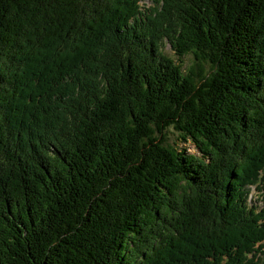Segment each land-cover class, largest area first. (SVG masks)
Returning <instances> with one entry per match:
<instances>
[{"label": "trees", "instance_id": "16d2710c", "mask_svg": "<svg viewBox=\"0 0 264 264\" xmlns=\"http://www.w3.org/2000/svg\"><path fill=\"white\" fill-rule=\"evenodd\" d=\"M139 3L0 0V264H264V0Z\"/></svg>", "mask_w": 264, "mask_h": 264}, {"label": "rangeland", "instance_id": "374dc122", "mask_svg": "<svg viewBox=\"0 0 264 264\" xmlns=\"http://www.w3.org/2000/svg\"><path fill=\"white\" fill-rule=\"evenodd\" d=\"M139 4H140V7L143 9H146V8L151 7L153 5L152 0H140ZM162 51L168 57L175 59V56H174L173 52L171 51L168 44L163 45ZM191 62H192L191 56H186L183 59V65H182V71L183 72L186 71V69L189 67ZM166 136H167L169 143L177 144V145H179V148H186V149H188L189 153H193L195 155L198 154L196 149L193 146H190L189 144H179L178 143V134L173 129H169V133H167ZM248 203L256 205L258 207V209L264 208L263 194L257 193V191L254 188H251V193H250V197L248 199Z\"/></svg>", "mask_w": 264, "mask_h": 264}]
</instances>
